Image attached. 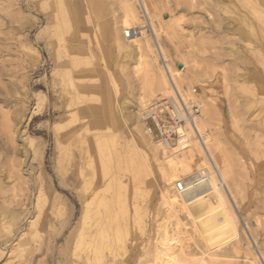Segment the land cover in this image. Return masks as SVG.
Listing matches in <instances>:
<instances>
[{
    "label": "rangeland",
    "instance_id": "rangeland-1",
    "mask_svg": "<svg viewBox=\"0 0 264 264\" xmlns=\"http://www.w3.org/2000/svg\"><path fill=\"white\" fill-rule=\"evenodd\" d=\"M114 1L0 0V264L154 263L165 217L157 172L163 155L155 139L135 132L137 111L160 102L169 112L171 105L156 94L139 106L144 66L126 45ZM130 1L140 42L152 51L140 61L156 56L155 67L180 71V85L196 91L184 94L200 116L209 111L207 133L219 140L239 192L227 196L238 218L236 247L226 239L208 259L200 232L180 213L190 255L176 248L166 264H251L253 254L264 264V62L254 53L264 39L242 28L237 0H152L154 38ZM248 89L252 107L242 104ZM189 150L190 143L177 153ZM174 222L166 220L169 228ZM99 226L106 233L88 239L85 261L79 235ZM118 229L126 233L115 242ZM102 243L109 247L95 263Z\"/></svg>",
    "mask_w": 264,
    "mask_h": 264
},
{
    "label": "bare ground",
    "instance_id": "bare-ground-1",
    "mask_svg": "<svg viewBox=\"0 0 264 264\" xmlns=\"http://www.w3.org/2000/svg\"><path fill=\"white\" fill-rule=\"evenodd\" d=\"M116 1L114 2L121 9L124 17L122 29L124 37L126 38V40L124 39L126 45L133 46L137 49L139 59V62H137L138 67L144 66V71L142 73L141 70H137L138 74L140 72L139 76H142V94L138 100L139 106H144L149 97L161 94L163 97L168 98L173 111V116L183 121L182 125L178 124V127L182 132L178 141L170 144L156 141L155 144V152L160 150L163 155L162 163L158 165L157 172L160 174L161 181L163 182L158 201L164 209L165 217L163 222H159V226L157 225L159 236L154 245L155 257L153 264L168 263V260L170 259L169 255H172L176 248H178L177 250L181 249L184 252L183 254L187 253L186 250L188 248H184L183 245V240L186 239H182V235L184 236L185 232L181 229L180 220L178 218L180 213H184L185 216L193 222L192 226H194V230L200 232V236L205 241V252L203 254H205L208 259H215L218 257V251L224 247L225 244H223V242L226 239L235 240V247L239 240V230L237 226L238 218L232 210V206L227 197L228 195L235 197L234 195L239 193L237 186H232L233 174L231 166L229 165L230 162H228L227 157L223 154L219 140L215 139L213 135L207 133L206 128L209 125H206L208 121L206 115H208L209 111L204 110L203 114L200 116V110L199 106L196 104V100L192 99L189 101L186 98V95H191L192 97L196 96V91L194 92L191 88L188 89L185 87L186 84L180 85V71H172L168 68L164 69L161 66L160 68L155 67L156 56L155 58L152 57L150 62L140 61L144 58L143 53L146 54L147 52L150 53L152 51L147 42L144 44L140 42V38L143 36L144 31L141 29L137 30V27L133 26V23L138 22L139 18L130 0ZM237 1L238 4H240L239 8H242L244 11V13L237 15L242 28L247 31L249 37H261L264 39V0ZM135 2L141 10L145 24L154 38L151 29L153 26L152 19L155 15L150 13L154 8L152 0H135ZM238 11L240 12L239 9ZM64 13L65 16L68 15V12L64 11ZM128 30L133 31L131 35L128 34L129 38L125 36V33L128 32ZM154 42L155 45H157L155 39ZM246 44L247 46L251 45L250 42H247ZM263 49L264 45L260 48H255L254 53L261 57L264 62ZM146 55L149 54L147 53ZM183 65L184 63L179 61V66L182 67ZM156 68L158 70H156ZM248 92L249 98L248 100H244L242 104L246 107H252L255 99L254 91L248 89ZM194 107L197 109L196 113L192 111V108ZM144 110H141V113L140 109L137 111V113L141 114L142 118L141 123L139 124L140 126L138 125L135 132L139 135L144 133L149 139L153 140L154 138L148 132L145 121L147 114L151 113H148L150 108ZM142 111L144 112L142 113ZM151 114L152 116L154 115L153 113ZM188 143L191 145V150L185 155L183 153H177L179 150L181 152L184 151L187 148ZM152 159L153 161H157L156 157H153ZM192 164L196 166L197 169L193 174L190 173L192 170ZM180 173H190V176L187 178H179ZM177 184L181 185L182 191L178 190ZM87 213H89L88 208H86L82 216L85 218ZM170 218L175 219L174 227L172 228H169L167 225L168 223H166V220ZM96 233L98 235L105 234L106 230L99 226L98 230L95 232L92 231L91 233V231L88 232V230H85L79 235L77 246L78 248L80 246L82 247L79 248V253L84 256L85 261H88L89 256L84 247L87 246L88 239H92ZM125 233V229L116 230L113 234L115 242L120 241ZM108 247L109 245L106 243H102V245L97 247L98 249L93 253V261L95 263L101 262L103 259L102 251ZM187 255L190 254L187 253ZM201 255L202 253L199 256H189L193 260H189L188 258V263L197 262ZM262 256L264 259V255ZM249 261H251V264H260L256 254H253ZM204 264H206L205 261Z\"/></svg>",
    "mask_w": 264,
    "mask_h": 264
},
{
    "label": "built area",
    "instance_id": "built-area-1",
    "mask_svg": "<svg viewBox=\"0 0 264 264\" xmlns=\"http://www.w3.org/2000/svg\"><path fill=\"white\" fill-rule=\"evenodd\" d=\"M132 33V30H128V32L125 33V36L128 37V34L131 35ZM166 106H168V104L166 105V103L160 102L151 106L148 113L151 112L154 115L152 116L151 113L147 114V116L145 117V121L148 132L153 136L156 141L170 144L178 141L180 135L182 134L180 128L178 127V124L182 125L183 121L173 116V111L171 107L169 112H165ZM192 111L196 113L197 109L194 107L192 108ZM165 113L168 114V118L162 117ZM177 188L179 191H182V187L180 184H177Z\"/></svg>",
    "mask_w": 264,
    "mask_h": 264
}]
</instances>
